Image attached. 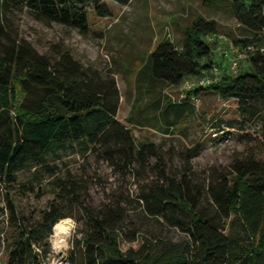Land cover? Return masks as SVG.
Wrapping results in <instances>:
<instances>
[{"label":"trees","instance_id":"trees-1","mask_svg":"<svg viewBox=\"0 0 264 264\" xmlns=\"http://www.w3.org/2000/svg\"><path fill=\"white\" fill-rule=\"evenodd\" d=\"M111 1L124 5L128 0ZM212 1L227 6L239 27L233 45L251 50L247 73L238 74V66L236 74L219 75L215 83L186 91L178 101L163 94L209 74L215 65L206 40L218 26L196 17L179 45L163 41L147 55L134 79L146 103L132 110L128 124L168 135L195 118V128L218 130L226 112L228 126L260 122L264 133V0ZM23 7L37 20H56L81 34L88 30V10L100 18L110 15L103 0H0V188L11 232L5 264H44L53 225L71 217L64 202L49 198L47 207L27 221L7 192L19 174L32 171L53 178L52 184L79 202L78 185L68 171L65 179L56 177L55 161L67 152H102L114 168L132 176L152 171L155 178L144 183L135 202L147 218L184 238L173 242L143 235L131 220L125 223L121 201L96 212L85 206L80 237L65 264H264V162L253 156L234 160L228 169L197 181L190 163L200 150L195 146L183 155V173L169 174L157 147L136 145L116 121L119 93L113 78L90 77L68 52L51 61L17 38L9 15ZM205 94L226 102L227 109L198 112L194 100ZM138 240L136 249L121 250V243Z\"/></svg>","mask_w":264,"mask_h":264},{"label":"rangeland","instance_id":"rangeland-1","mask_svg":"<svg viewBox=\"0 0 264 264\" xmlns=\"http://www.w3.org/2000/svg\"><path fill=\"white\" fill-rule=\"evenodd\" d=\"M103 1L110 15L100 18L88 10L86 34L56 20H37L25 7L14 9L9 21L17 38L27 42L38 54L54 61L68 52L90 77L113 78L119 93L116 121L130 132L136 145L154 144L164 158L169 174L183 173V155L187 149L195 146H199L200 150L190 163L192 178L197 181L205 180L212 171L228 169L234 160L253 156L264 162L261 123H250L242 128L240 121H237L228 126L226 112L222 114L225 123L218 130L195 128L192 126L195 118L168 135L155 127H137L126 122L134 108H141L146 103V96H138L134 79L147 55L163 41L179 45L185 29L191 26L196 17L214 21L218 26L214 40L207 43L211 45L219 75L230 73L229 57L236 59L239 56L238 74L247 73V57L251 50L233 45L232 40L239 38L241 32L228 7L212 0H128L124 5L111 0ZM180 93L179 88L163 91L164 95L175 101L179 100ZM136 99L141 100L137 102ZM194 104L198 112L208 111L209 115L216 111L222 113L228 107L226 102L211 94L201 95ZM60 159L55 161L60 168L56 177L65 179L68 171L69 178L78 185L76 195L79 202L71 201L67 192L52 184L53 178L35 176L32 171L25 172L18 175L16 185L7 189L16 213L25 220L37 217L47 207L49 198H54L57 203L64 202V211L78 225L72 241L74 243L80 237L78 231L83 224V207L96 212L121 201L127 213L125 223L131 220L134 228L143 235H160L173 242L184 238L178 231L165 227L161 221L147 218L135 202L144 183L155 178L152 171L141 177L122 173L106 160L102 152L86 156L67 152ZM1 191L0 188V264H5L11 232L6 225L7 212ZM48 244L50 252L44 264H50L51 257L55 255L51 252L49 238ZM138 245L139 240L131 245L121 243L120 248L125 251L128 248L136 249Z\"/></svg>","mask_w":264,"mask_h":264},{"label":"clouds","instance_id":"clouds-1","mask_svg":"<svg viewBox=\"0 0 264 264\" xmlns=\"http://www.w3.org/2000/svg\"><path fill=\"white\" fill-rule=\"evenodd\" d=\"M78 225L70 217L62 218L53 225L52 234L49 237L51 252L55 255L51 257L50 264H63L69 251L73 247V237L76 234Z\"/></svg>","mask_w":264,"mask_h":264},{"label":"built area","instance_id":"built-area-1","mask_svg":"<svg viewBox=\"0 0 264 264\" xmlns=\"http://www.w3.org/2000/svg\"><path fill=\"white\" fill-rule=\"evenodd\" d=\"M214 37L215 36L208 37L206 41L214 40ZM232 51H233V48H232ZM239 59H240V56L237 57L236 59L232 57L228 58L229 71L231 74H236V72L238 71V66H239L238 60ZM218 77H219L218 68L217 66L214 65L209 74H203L200 77L185 81L182 84V86L179 88L181 92L179 99H184L186 91L192 90L196 87H206L212 83H215L218 80Z\"/></svg>","mask_w":264,"mask_h":264}]
</instances>
